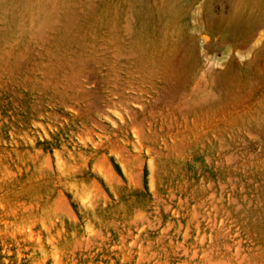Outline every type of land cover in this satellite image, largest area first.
Instances as JSON below:
<instances>
[{"label": "rangeland", "instance_id": "rangeland-1", "mask_svg": "<svg viewBox=\"0 0 264 264\" xmlns=\"http://www.w3.org/2000/svg\"><path fill=\"white\" fill-rule=\"evenodd\" d=\"M0 264H264V0H0Z\"/></svg>", "mask_w": 264, "mask_h": 264}]
</instances>
